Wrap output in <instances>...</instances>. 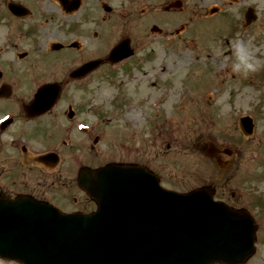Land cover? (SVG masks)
<instances>
[{"label":"rangeland","instance_id":"rangeland-1","mask_svg":"<svg viewBox=\"0 0 264 264\" xmlns=\"http://www.w3.org/2000/svg\"><path fill=\"white\" fill-rule=\"evenodd\" d=\"M106 1L114 8L113 15L101 10V0H85L84 28L78 32L72 29V21H81L82 13L69 15L62 27L53 19L51 25L40 30L41 38L34 44L37 52L45 49V53L50 49V38L64 43L81 40V50L66 53L71 67L92 59L95 54L96 57L106 54L119 36L129 32L127 28L147 21L149 44L142 54L148 59L146 69L152 74L146 79L147 88L156 93L148 89V102L144 101L142 110L153 112L156 108L152 107V100L156 95L161 96V135L155 123L149 122L148 127L144 123L147 156L138 154L141 147L130 154L112 155L114 141L107 136L98 144L99 152L90 153L94 155L92 160L97 163L138 155L139 159H146L168 188L186 191L203 185L217 186L216 197L237 208L247 207L256 216L257 252L245 264H264V0H181V8L169 11H164L163 6L175 0ZM95 7L99 33L96 44L93 38ZM212 9L216 12L211 13ZM52 12L58 14L54 9ZM139 12L144 14L137 15ZM105 15L110 16L101 21ZM153 24L162 31L152 32ZM237 41H242L252 53L256 63L254 71L231 70ZM21 50L30 52L31 48L24 43ZM46 68L53 69L50 65ZM112 95L109 88L96 93V105L108 109ZM243 115L253 118L252 135L241 133L239 118ZM135 123L133 119L132 124ZM132 124L129 126L139 132L140 128ZM162 138L172 143V147H163ZM236 139L243 145L244 153L237 155L233 176L221 171L199 147V142L223 144ZM122 142L117 140L116 145Z\"/></svg>","mask_w":264,"mask_h":264},{"label":"flooded vegetation","instance_id":"flooded-vegetation-1","mask_svg":"<svg viewBox=\"0 0 264 264\" xmlns=\"http://www.w3.org/2000/svg\"><path fill=\"white\" fill-rule=\"evenodd\" d=\"M75 3V0H67L66 4L60 0H0V197H30L48 202L64 213L85 215L93 213L97 204L81 186L82 172L86 171L83 180L90 183L93 180L90 171L109 163L149 167L146 159H139L138 155L96 163L90 153H98V144L108 136L114 141L112 155L116 152L130 154L141 147L138 154L147 156L145 124L148 127L149 122L155 123L161 135L159 118L163 101L156 95L152 100V107L156 109L153 112L142 110L149 91L156 93L146 85L151 73L146 69L148 59L142 54L148 39L145 20L127 28L129 32L123 34L130 38L135 50L132 57L117 64L104 62L86 77H71L73 70L85 61L69 67L67 44L62 50L49 53L34 49L36 40L41 38L40 30L51 25L53 19L62 27L68 19V8ZM82 7L77 11L82 13L77 32L84 25ZM53 9L58 14L53 15ZM93 19L96 44V7ZM24 43L30 46V52L20 51ZM48 65L53 69L48 70ZM47 84L59 85L58 98L54 102L33 104L35 93ZM107 88L113 93L108 109L96 105V93ZM45 97L51 98L50 94ZM133 119L137 123L132 124ZM129 124L136 125L140 131ZM117 140L123 141L121 145H116ZM161 145L172 147V143L164 142L163 138ZM211 145L199 142L201 150L212 156L220 170L233 176L237 155L244 153L243 145L237 139L214 148ZM160 182L164 184L161 177ZM203 186H208L216 197L217 186Z\"/></svg>","mask_w":264,"mask_h":264},{"label":"water","instance_id":"water-1","mask_svg":"<svg viewBox=\"0 0 264 264\" xmlns=\"http://www.w3.org/2000/svg\"><path fill=\"white\" fill-rule=\"evenodd\" d=\"M127 47L120 42L105 59L129 55ZM103 61L80 70L85 74ZM241 121L251 132L252 120ZM96 176V219L85 220L78 233L69 231L70 215L48 205L0 198V256L26 264H235L255 251L249 213L215 202L205 189L165 190L154 175L135 168L107 166Z\"/></svg>","mask_w":264,"mask_h":264},{"label":"clouds","instance_id":"clouds-1","mask_svg":"<svg viewBox=\"0 0 264 264\" xmlns=\"http://www.w3.org/2000/svg\"><path fill=\"white\" fill-rule=\"evenodd\" d=\"M234 60L231 64V70L238 73L254 71L256 63L252 53L249 52L242 41H237L233 48Z\"/></svg>","mask_w":264,"mask_h":264}]
</instances>
